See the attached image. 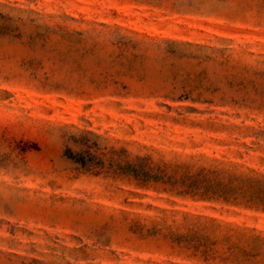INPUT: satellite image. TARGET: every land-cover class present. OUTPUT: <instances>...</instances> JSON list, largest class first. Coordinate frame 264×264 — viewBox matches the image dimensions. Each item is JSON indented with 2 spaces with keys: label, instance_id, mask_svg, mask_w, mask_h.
Wrapping results in <instances>:
<instances>
[{
  "label": "rangeland",
  "instance_id": "1",
  "mask_svg": "<svg viewBox=\"0 0 264 264\" xmlns=\"http://www.w3.org/2000/svg\"><path fill=\"white\" fill-rule=\"evenodd\" d=\"M80 136L164 179L87 172ZM256 179L264 0H0V264H264Z\"/></svg>",
  "mask_w": 264,
  "mask_h": 264
},
{
  "label": "trees",
  "instance_id": "2",
  "mask_svg": "<svg viewBox=\"0 0 264 264\" xmlns=\"http://www.w3.org/2000/svg\"><path fill=\"white\" fill-rule=\"evenodd\" d=\"M88 135H93L88 133ZM98 138V137H97ZM76 139V140H75ZM69 142L73 143L79 148V151H74L72 148L67 147L65 155L74 163L80 165L87 172L106 171V173H112L116 175H125L132 177L143 183H149L152 181L163 180L164 176H161L159 167L154 166L151 158H130V155L126 150L117 151L115 149H108L103 154L97 155V145L91 143L86 137H72ZM121 152V153H119ZM172 180L169 178L168 181ZM251 182L258 186H263L264 183L261 181L251 180ZM182 184L187 187L191 193H199L198 191L203 190L202 182L194 180L193 177L186 174L183 177ZM208 194L216 195L215 190H206ZM13 257L19 258L17 254H12ZM13 264V263H12ZM22 264H59L56 261L46 262L43 260L31 259L26 260L23 258ZM70 264V263H67Z\"/></svg>",
  "mask_w": 264,
  "mask_h": 264
}]
</instances>
